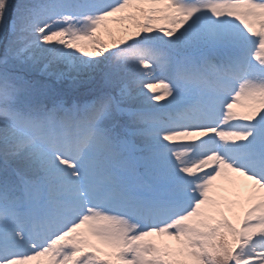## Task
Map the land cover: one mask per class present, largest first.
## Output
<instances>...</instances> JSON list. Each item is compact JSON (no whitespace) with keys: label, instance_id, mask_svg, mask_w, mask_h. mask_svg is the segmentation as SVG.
I'll return each mask as SVG.
<instances>
[{"label":"snow or ice","instance_id":"obj_1","mask_svg":"<svg viewBox=\"0 0 264 264\" xmlns=\"http://www.w3.org/2000/svg\"><path fill=\"white\" fill-rule=\"evenodd\" d=\"M0 264H264V0H0Z\"/></svg>","mask_w":264,"mask_h":264},{"label":"rangeland","instance_id":"obj_2","mask_svg":"<svg viewBox=\"0 0 264 264\" xmlns=\"http://www.w3.org/2000/svg\"><path fill=\"white\" fill-rule=\"evenodd\" d=\"M134 21L132 20H112V19H109L108 22H107V28L111 30V35L108 34V32L104 29V28H101L99 30V34L101 35V37L105 40V42H108L110 41V39L114 36L115 38H118V36L122 37V36H125L126 33L125 31H123V29L125 27H133ZM237 110L238 111H243L242 108H240L239 106H237ZM237 179V183L239 184H244L245 181L242 179V178H236ZM214 183H217V184H227V181L223 178H220L218 179L217 181H215ZM224 195L228 198V200H235L237 199L235 196H233L231 193H224ZM246 195V193H245ZM234 208V211L235 213H241V209L238 205H233L231 206ZM230 206L225 203L224 204V211H225V215L228 216V218L230 220H233V222H236V216L234 215V211L233 210H229ZM156 239L158 242L160 239H164V240H167V238H154ZM169 243H174V242H171V241H168Z\"/></svg>","mask_w":264,"mask_h":264},{"label":"trees","instance_id":"obj_3","mask_svg":"<svg viewBox=\"0 0 264 264\" xmlns=\"http://www.w3.org/2000/svg\"><path fill=\"white\" fill-rule=\"evenodd\" d=\"M133 25H134V23H133ZM120 38V36H118V38H115L114 36L110 39V41L112 40V39H119Z\"/></svg>","mask_w":264,"mask_h":264}]
</instances>
